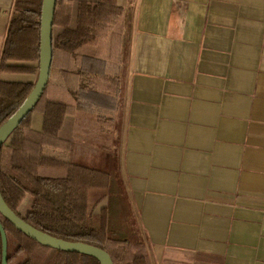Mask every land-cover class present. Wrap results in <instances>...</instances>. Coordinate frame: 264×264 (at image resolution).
Returning <instances> with one entry per match:
<instances>
[{"label": "crops", "instance_id": "0c3cea01", "mask_svg": "<svg viewBox=\"0 0 264 264\" xmlns=\"http://www.w3.org/2000/svg\"><path fill=\"white\" fill-rule=\"evenodd\" d=\"M117 2L129 56L103 150L153 264H264V0ZM14 3L0 0V59Z\"/></svg>", "mask_w": 264, "mask_h": 264}, {"label": "trees", "instance_id": "16d2710c", "mask_svg": "<svg viewBox=\"0 0 264 264\" xmlns=\"http://www.w3.org/2000/svg\"><path fill=\"white\" fill-rule=\"evenodd\" d=\"M42 10L43 0H15L0 59V128L18 112L37 83ZM123 13L117 0H58L50 81L32 113L0 151V191L16 215L54 238L100 248L114 264H153L149 246L136 230L119 174L90 167L81 155L74 156L76 160L72 157L88 141L96 146L113 135L111 109L117 108L122 77L99 67L84 69L88 50L103 32L116 26ZM126 39L122 62L128 59ZM56 73L76 79V88L53 83ZM3 74L34 75L35 81H5ZM76 109L89 122L77 123L68 135L66 121ZM36 113L44 116L41 132L32 127ZM93 191L105 192L94 205ZM106 198L107 205L98 211ZM0 223L8 239V264H101L90 256L39 244L1 213Z\"/></svg>", "mask_w": 264, "mask_h": 264}, {"label": "water", "instance_id": "95a60500", "mask_svg": "<svg viewBox=\"0 0 264 264\" xmlns=\"http://www.w3.org/2000/svg\"><path fill=\"white\" fill-rule=\"evenodd\" d=\"M57 2L58 0H43L41 18V53L38 80L32 93L18 112L0 128V151L3 146L7 144L15 130L32 113L50 81L53 63V26ZM0 213L20 232L24 233L29 238L35 240L43 246L50 247L55 250L72 253L76 252L82 255L90 256L97 259L101 264H114L111 256L100 248L84 243H74L57 239L29 225L9 208L1 191ZM0 232L3 242V264H8V239L6 231L1 223Z\"/></svg>", "mask_w": 264, "mask_h": 264}, {"label": "rangeland", "instance_id": "374dc122", "mask_svg": "<svg viewBox=\"0 0 264 264\" xmlns=\"http://www.w3.org/2000/svg\"><path fill=\"white\" fill-rule=\"evenodd\" d=\"M115 27L109 31L103 32V34L99 36L96 42L97 44L88 50L87 52L88 56H87V59L85 60V69H84L85 71H87L88 69H92L93 66L95 69L96 68L95 66H98V64L101 65L102 63L103 66L102 65L100 67L98 66L99 69H102L106 74L113 75L117 73L119 74V72L123 69L122 65H124V63L127 64L126 62L128 59H126V62L121 61V58H122L121 52H122L123 44H124L123 41L126 39V36H128L127 38L128 40L127 39L126 40L127 42H129V32H128L129 30L128 28L125 29V33L122 38L121 33H120L121 31L115 30ZM90 56H94V58H91ZM128 56H129V48H128ZM56 75L57 74H55L54 77H56ZM64 79L68 87L76 88V83H75L76 79L74 80L72 77L66 76V75H64ZM113 134H114V131H113ZM103 145L105 146L111 145L110 140L99 141L96 146H94V142L90 143L88 141L86 144L83 145L84 147H78L73 152L72 157L74 158V156L76 155H81L82 160L84 161V164L90 167H93V168H97L99 170L111 171L112 163L110 162L111 160L110 155L104 150L100 149L101 147H103ZM68 156L71 157V154H68L67 157ZM74 159L76 160V158ZM82 160H78L77 162H80ZM104 194L105 192H101L99 195L93 196L94 195V192H93L91 196V198L93 199L92 205H94L97 202V200Z\"/></svg>", "mask_w": 264, "mask_h": 264}]
</instances>
